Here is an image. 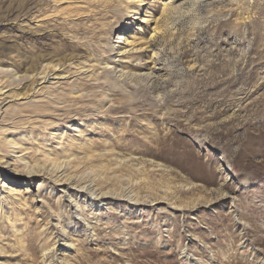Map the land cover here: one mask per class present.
Here are the masks:
<instances>
[{
    "label": "rangeland",
    "instance_id": "rangeland-1",
    "mask_svg": "<svg viewBox=\"0 0 264 264\" xmlns=\"http://www.w3.org/2000/svg\"><path fill=\"white\" fill-rule=\"evenodd\" d=\"M0 71V264H264V0H0Z\"/></svg>",
    "mask_w": 264,
    "mask_h": 264
},
{
    "label": "bare ground",
    "instance_id": "bare-ground-1",
    "mask_svg": "<svg viewBox=\"0 0 264 264\" xmlns=\"http://www.w3.org/2000/svg\"><path fill=\"white\" fill-rule=\"evenodd\" d=\"M123 40H125V39H123ZM126 41H127V40H125V42H124L123 44H126V45H127L128 42H126ZM122 48L124 49V51H122V52L120 51V54H119V55H121V56L126 55V56L128 57V56H131V55L133 54L132 52H130V50H127V52H126V51H125V49H126L125 46H123ZM126 56H125V57H126ZM40 68H41V67H40ZM42 69H43V68H42ZM43 70H44V69H43ZM0 72H1V71H0ZM46 74H47V73H46ZM46 74H45V72L43 71V72H39L37 75H38V76L42 75V77L39 78V79H43V81H44L45 78L49 75V74H48V75H46ZM53 75H54V74H53ZM10 76H11V75H10ZM0 77H1V76H0ZM2 77H4V76H2ZM2 77H1V78H2ZM5 77H7V76H5ZM23 77H24V76H23ZM28 77H29V76H28ZM15 78H16V77H15ZM3 81H5V79H3ZM6 81H7V80H6ZM37 81H38V80H37ZM8 82H9V81H8ZM12 82H13V81H12ZM38 82H39V81H38ZM1 83H2V82H1ZM46 83H47V82H46ZM50 83H51V82H50ZM10 84H11V83H10ZM14 84H15V83H14ZM18 84H19V83H18ZM2 85H3V84H2ZM14 86H15V85H14ZM7 87H8V85H7ZM1 90H2V87H0V92H1ZM37 91H38V90H37ZM37 91H36V92H37ZM10 142H11V141H10ZM10 142H9V143H10ZM12 142H13V141H12ZM12 142H11V143H12ZM13 144H14V143H13ZM12 150H13V149H12ZM23 164H24V163H23ZM51 164H52V163H51ZM53 164H55V162H54ZM53 164H52V166H53ZM56 165H57V164H56ZM30 167H31V166H30ZM30 167H29V168H30ZM54 167H55V166H54ZM25 170H26V168H25ZM25 170L23 171L24 173L26 172ZM33 170H34V169H33ZM28 171H29V170H28ZM31 171H32V170H31ZM31 171H30V172H31ZM39 171H40V170H39ZM27 174H28V173H27ZM55 174H56V173H55ZM58 175H59V174H58ZM63 179H64V178H63ZM62 181H63V180H62ZM4 188H5V187H4ZM8 191H11V189L9 188ZM8 191H7V192H8ZM8 193H9V192H8Z\"/></svg>",
    "mask_w": 264,
    "mask_h": 264
}]
</instances>
